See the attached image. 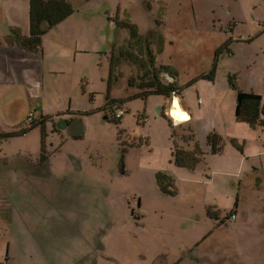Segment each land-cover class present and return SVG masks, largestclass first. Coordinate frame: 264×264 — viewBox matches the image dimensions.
Wrapping results in <instances>:
<instances>
[{"label":"rangeland","instance_id":"obj_1","mask_svg":"<svg viewBox=\"0 0 264 264\" xmlns=\"http://www.w3.org/2000/svg\"><path fill=\"white\" fill-rule=\"evenodd\" d=\"M68 1L76 6L75 13L42 38L46 68L52 63L56 66L48 79L59 89L55 91L47 84V105L40 109V97H36L32 112L36 111L37 120L48 115L57 117L69 109L93 111V115L81 117L77 113L60 134H53V126L48 125L44 145L38 129L27 142L21 138L2 145L7 151L19 147L14 152H22V160L14 158L8 166L0 161V230L12 229L9 235L0 234V262L9 254L10 264H156L160 260L164 264H264L262 205L252 201L250 190L243 188L240 192L225 184L226 168L215 165L220 158L211 157L207 145L213 131L226 134L223 113L237 124L236 93L229 76H237L242 91L260 84L264 88V0ZM0 6V37L6 38L13 29L27 35L30 0H0ZM115 16L126 26L119 31L120 45L112 43L107 51L109 17ZM161 31L169 39L163 55ZM253 32L262 35L257 41L255 38L245 43L248 33ZM149 33H155L150 46L153 38L148 39ZM227 37L239 38L245 44L233 45L232 55L216 57ZM114 48L125 54L116 55L115 77L109 86ZM32 54L40 59L39 53ZM149 55L155 65L149 63ZM58 61L63 66L61 73ZM165 67L176 71L184 89L182 99L195 108L192 131L196 144L207 154L206 162L195 173L172 163L174 139L185 135L184 129L178 128L174 138L167 119L181 123L172 116L174 101L160 96L145 100L141 96L143 79L165 74ZM211 70L213 81L202 80L200 75ZM131 81L137 85L131 86ZM41 84L40 80L28 86L30 101ZM206 93L205 101L211 99V106L201 111L199 98L202 100ZM110 99L122 104L117 105L123 108L120 123L110 120L111 112L104 108ZM70 118L62 114L60 120ZM78 123L83 133L74 140L71 129ZM239 125L257 137L248 126ZM5 126L0 124V130ZM179 144L184 149L193 148L182 140ZM251 147L248 141L247 150ZM229 157L226 154L223 159ZM22 161L31 181L45 176L55 179L41 186H54L56 200L48 189L31 186L22 172ZM237 166L251 175L259 169L246 163ZM38 168L46 175L31 173ZM9 172L15 177L8 178ZM20 176L25 186L17 189ZM24 191H30L29 197H40L44 204L24 203ZM18 212L25 214L26 222L33 219L35 226L41 213L63 217L57 232L62 254L58 255L57 245H49L41 235L23 229L25 221ZM233 212H237V219L217 229L221 219ZM39 230L36 227L34 231Z\"/></svg>","mask_w":264,"mask_h":264},{"label":"crops","instance_id":"obj_2","mask_svg":"<svg viewBox=\"0 0 264 264\" xmlns=\"http://www.w3.org/2000/svg\"><path fill=\"white\" fill-rule=\"evenodd\" d=\"M195 24L198 25L197 22ZM14 30H20V29H14ZM203 30H205L204 27H203ZM119 31H120V28L116 27L114 23L109 24V32H110L109 41H112L113 37H118V34H120ZM160 34H162V31ZM9 35H11V32ZM162 35L164 39V44H163L164 50L162 52V55H163L165 53L166 43L167 41L169 43V39L166 37L165 34H162ZM248 35L249 37L247 39H252L253 41V39L256 38V41H257L262 34L260 32H253V33H248ZM7 37L8 35L6 36V38ZM150 37L153 38V35L149 36V40H150ZM4 38L0 37V41L4 42V40L6 39ZM240 38H244V36ZM153 39L151 40L150 43H153ZM231 41L234 42L233 45L235 44L244 45L245 44V43H241L239 41V38L228 39L227 37L223 39L224 44L231 42ZM170 44L173 47L176 46L173 40L170 41ZM110 45L111 44L109 43L108 47H106L107 50L110 49ZM233 45L231 44L230 49L232 48ZM43 52H44V49L42 45V52L37 54L40 56V59H39L38 57H34L36 54L26 52L21 48H17L16 46L6 47L5 45L2 46L0 44V67H1V70H0V124L6 125L4 130H0V148H1L0 149V152H1L0 161L5 166L10 165L11 160L14 158H15V161H18V159L21 161L22 159H20L19 157H22V152H17V153L14 152L15 149H19V147L12 148L10 151H7L6 149L2 147L3 144H7L12 140H20L21 139L20 137L8 139V138H4L3 136H5L6 134H10L14 131H17V128L15 127L17 123L21 121L23 117L27 119V117L30 116L31 113H34L35 115L36 111L32 112V108L34 107V102H35L36 97H40L37 100V105L40 109H43L47 105L46 101L44 100V90L47 84H49L55 91L59 89L48 79V75H53L55 73L54 67L56 66L52 63L51 66L48 68L49 70L46 68L47 59L46 57L43 58ZM58 62H59V65H58L59 71H60L59 73H61L63 66H62L61 61H58ZM75 62H77V58L75 59ZM212 70L207 74L205 73L201 74L200 75L201 78L209 76ZM162 78L164 81H166V83H170L171 80L173 79L166 73L162 74ZM109 79L107 82H109ZM40 80L42 84L40 86H37L36 90L33 93L34 99L30 101L29 94H28V86L35 85V83H40ZM243 91L244 92H254L262 96L263 101H264V88L262 87L261 84L260 86L258 85L256 88L254 87L245 88L243 89ZM205 97H207V93L204 96H202L203 98L202 100H204L203 102L199 98V105L201 106V111H203L204 107L211 106V103H210L211 99L208 101H205ZM176 99H178L179 101V105H180L182 112L186 114L189 119L188 121H179V122L182 123V122L190 121V123L192 124L193 121L195 120V114H194L195 108L190 103L186 104V101L183 100L182 98L181 100L179 98H176ZM174 100L175 99L170 100V102L172 103ZM232 105H233L232 113H234V98H232ZM68 111H74V110L69 109ZM41 113H44V112L42 111ZM64 113L66 112H63V113L60 112V116L61 114H64ZM77 113L81 117H90L93 115V111H77ZM50 116L52 117L54 115L42 116L40 119H42L43 117L45 118V117H50ZM40 119L37 120L36 115L34 116V121L35 120L39 121ZM223 121H225L227 125V129H226V134H224L223 132L221 133L228 139L231 138V139L236 140L241 146L242 151L236 149L233 145H229V142H228L226 145L225 151L222 154L217 155V156H213L211 154L210 155L211 157H216V158L221 159V160L216 159L215 165L217 166L221 165L223 166V168L224 167L226 168L225 184L228 186V184L230 183L229 184L230 187L239 188L240 192L242 191L243 188L250 190L249 196L251 197L252 201L259 202L262 205V209L264 211V139L262 137V135L264 134V128L259 127L257 129H253V130L251 129L250 131L251 134H258L257 137H253V136H250V134L248 133L245 127L240 126L238 123L236 124L232 116L227 117L226 114L223 113ZM34 133L36 132H32L31 134L24 136L23 137L24 142H27L30 139L31 135H34ZM248 141L251 143V146H252L251 149L249 150H247ZM226 154H229L230 157L228 159H223ZM245 163L251 165L252 167H256V168L259 167V169H257L258 172L254 175H251L252 173L248 174L245 170H239L237 165L245 166ZM21 169H22V172L25 173L26 179L27 181H29L32 187H39V188L43 187L44 189H48V191L53 196L51 198H54L55 200L57 199V194L54 195V190H55L54 186L52 185H42L41 186L42 183L52 181L55 179L49 176H45V177H40L38 181H31L29 169L24 161L21 162ZM253 170L257 171L256 169H253ZM195 172H190V173H195ZM31 173L32 174L38 173L40 175H46L45 170L42 168H38L35 171H31ZM14 177L15 175L13 172L8 173V178H14ZM213 181L216 182V180H213ZM24 186H25V179L22 178V176H20V178L16 182L15 187L17 189H21ZM59 192L60 190L57 191V193ZM29 193L30 191L28 192L24 191L21 193V199L23 200L24 203H38L39 202L41 204H44V201L41 200L40 197H36L35 195L29 197ZM66 195L69 196V194H66ZM51 198H49V200ZM64 199H65L66 204H69L65 196H64ZM246 199H248V197ZM10 201L14 203L16 200L10 196ZM17 215L18 217L22 218L25 221V226L23 227V229H27L31 235H36V234L41 235L42 240L43 239L47 240L49 245H57L56 249H57L58 255L62 254L60 250L63 247L60 245V242L57 240L58 239L57 232L59 231L58 227L61 228L62 226L63 217L58 216V215H47L45 213H41L37 215L36 217V221L40 223L37 226H35L33 223V219L30 220L29 222H26L24 213L18 212ZM233 215H235L237 219V212H233L230 215H226L225 219H229V222H231L230 217H232ZM206 217L210 219L208 212L206 213ZM225 219H221L222 223L220 225L223 226V228H224ZM225 223L228 227L227 220ZM36 227H39V229H41L39 230L38 233L34 231ZM11 232H12L11 228L0 230V234H3V235H9ZM82 238H83V234L78 239V241H81ZM76 249L77 248L72 249V250H76ZM43 251L44 249L42 250V252ZM91 253L93 254V250ZM89 258L90 256H88V262L91 263L92 260ZM8 260H9V254L4 258V262H0V264H8Z\"/></svg>","mask_w":264,"mask_h":264},{"label":"trees","instance_id":"obj_3","mask_svg":"<svg viewBox=\"0 0 264 264\" xmlns=\"http://www.w3.org/2000/svg\"><path fill=\"white\" fill-rule=\"evenodd\" d=\"M76 6L68 0H30V12H29V33L23 34L20 30H10L13 39L19 44V48H23L25 51L30 53L42 52V38L48 33L53 31L59 24L69 19L76 11ZM115 23V22H114ZM115 25H117L115 23ZM117 27H119L117 25ZM132 33L135 35V28H132ZM255 39H253L254 41ZM252 39L246 40L245 43H251ZM233 41L223 45L221 49L216 51V57L222 54L232 55L230 49ZM2 44V41H0ZM14 46V45H13ZM116 56L113 54V58L110 60V79L109 86L113 84L116 69ZM163 71L172 77L170 83H166L163 80L162 74H154L152 78L143 79L139 85L142 89L141 96L143 99L148 100L149 97L160 96L166 98L169 101L175 98H182L184 89L178 84V77L176 71L170 70L169 67H165ZM171 71V72H169ZM170 73V74H169ZM214 72L212 71L209 76L202 77V80L213 81ZM133 86V82H130ZM229 84L233 87L236 93V120L238 124L246 125L250 129L264 128V101L263 97L254 92H244L238 85V79L236 75L229 76ZM143 89L145 91H143ZM111 91L109 90L108 97H111ZM108 103L113 105V112L110 116V120L120 123V119L123 117L121 114L120 118H117L119 112H123L121 104L115 100H109ZM122 105V104H121ZM80 114V113H79ZM86 114V113H85ZM165 117V115L163 114ZM107 118V117H106ZM50 119V117H43L41 122ZM171 128L173 129V137L175 138V130L183 128L185 135L180 138L177 137V141L174 139V148L172 150V163L178 169H184L188 172H195L199 166L206 162L207 154L201 150L195 142V136L192 131L191 123H173V120L167 118ZM34 129V128H33ZM25 130L23 135L27 134L31 130ZM179 140H182L185 144L193 145V148L184 149L180 144ZM231 142L232 145L242 151L239 143L234 139H228L222 135L219 131H213L207 137V145L209 146V153L213 156L222 154L225 151L226 145ZM164 177L171 181L173 178L164 175ZM232 220V218L230 217ZM229 221V219H226ZM225 220V222H226ZM224 222V223H225ZM226 224V223H225Z\"/></svg>","mask_w":264,"mask_h":264},{"label":"flooded vegetation","instance_id":"obj_4","mask_svg":"<svg viewBox=\"0 0 264 264\" xmlns=\"http://www.w3.org/2000/svg\"><path fill=\"white\" fill-rule=\"evenodd\" d=\"M112 16V15H111ZM109 19H110V23L109 24H111V23H116L118 26H119V28H121V26H126V24L124 23V22H122L120 19H119V17L118 16H115V18H111V17H109ZM114 23V24H115ZM117 25H115L116 27H117ZM153 35V38H155V35H154V33H149V35L148 36H152ZM113 40L112 41H110V44H114L113 46H115V45H117V46H119L120 45V34H118V37H113L112 38ZM148 39H149V37H148ZM154 41H155V39H153V43H154ZM151 42V41H150ZM149 42V46L151 45V44H153V43H150ZM2 46L3 45H5L6 47L7 46H16L17 48H19L20 46H19V44L17 43V42H15V39H13V37L11 36V35H9L5 40H4V42H2V44H1ZM13 46V47H14ZM108 47V46H107ZM21 49H23V48H21ZM120 49V48H119ZM24 50V49H23ZM107 50V49H106ZM25 51V50H24ZM107 51H109V49L107 50ZM27 52V51H26ZM163 52V50L161 49V53ZM113 53H114V55L116 56V55H119L120 57H123L124 56V54H125V51H121V49L120 50H118V49H116V48H114V50H113ZM148 60H149V63L150 64H153L154 65V62H153V56L152 55H149L148 56ZM137 84H134L133 83V86H136ZM108 105L107 106H105L104 108H106V110H109L110 112H111V114H112V112H113V105L112 104H110V103H107ZM34 114V113H33ZM64 114H67V115H70V116H72V118H70L69 120H67V121H61L60 120V115H58L57 117H50V119H48V120H45V121H43V122H41V120L42 119H40L39 121H37V120H33V121H30L29 120V118L27 117V119L26 118H22L21 119V121L20 122H18L17 123V125H16V127L15 128H17V131H14V132H12V133H10V134H6L5 136H3L4 138H8V139H12V138H18V137H20V138H23L24 136H27L28 134H31L32 132H37V129H38V131L40 130V132H41V136H42V139H43V145L45 144V139L49 136V133H48V130H47V126L48 125H52L53 126V130H52V133L53 134H55V133H57V134H60L61 133V130H62V128H65V126H66V124H71L73 121H74V116H76L77 115V111H67L66 113H64ZM62 115V114H61ZM35 116V115H34ZM60 116V117H59ZM47 118V117H46ZM58 119V120H57ZM59 122L61 123V127H59ZM57 125H58V127H57ZM34 128V129H33ZM30 129H33V130H31L30 132H28L27 134H25V135H23V133H24V131L25 130H30ZM40 151V150H39ZM41 152H43V151H41ZM208 215H209V213H208ZM222 223V221L220 222V224ZM220 224H218V226H217V229H219V228H223V226H221ZM225 227H227V225L224 223V228ZM240 250L238 249V250H236V252H239ZM237 258H239V254L237 253ZM8 264H10V262H8ZM156 264H163V262L160 260V261H158V262H156ZM212 264H214V263H212Z\"/></svg>","mask_w":264,"mask_h":264},{"label":"bare ground","instance_id":"obj_5","mask_svg":"<svg viewBox=\"0 0 264 264\" xmlns=\"http://www.w3.org/2000/svg\"><path fill=\"white\" fill-rule=\"evenodd\" d=\"M172 116L175 118L177 122L179 121H188V117L186 114H184L180 108L178 99L175 98L173 102V110H172ZM185 123V122H182Z\"/></svg>","mask_w":264,"mask_h":264},{"label":"water","instance_id":"obj_6","mask_svg":"<svg viewBox=\"0 0 264 264\" xmlns=\"http://www.w3.org/2000/svg\"><path fill=\"white\" fill-rule=\"evenodd\" d=\"M82 133H83V128H82L81 124L78 123L72 127L70 136L72 139L75 140V139H79L81 137Z\"/></svg>","mask_w":264,"mask_h":264},{"label":"built area","instance_id":"obj_7","mask_svg":"<svg viewBox=\"0 0 264 264\" xmlns=\"http://www.w3.org/2000/svg\"><path fill=\"white\" fill-rule=\"evenodd\" d=\"M121 114H123V112H119L118 115H117V118H120V117H121ZM29 120H30V121H33V120H34V114H33V113L30 114V116H29ZM231 218H232V219H236V216L233 215Z\"/></svg>","mask_w":264,"mask_h":264}]
</instances>
